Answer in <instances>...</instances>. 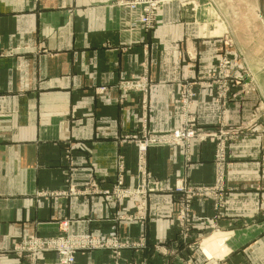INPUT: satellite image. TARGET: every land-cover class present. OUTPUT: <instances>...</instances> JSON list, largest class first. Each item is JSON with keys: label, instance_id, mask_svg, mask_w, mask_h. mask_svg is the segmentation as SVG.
Returning a JSON list of instances; mask_svg holds the SVG:
<instances>
[{"label": "crops", "instance_id": "1", "mask_svg": "<svg viewBox=\"0 0 264 264\" xmlns=\"http://www.w3.org/2000/svg\"><path fill=\"white\" fill-rule=\"evenodd\" d=\"M130 1L0 0V264H26L12 248L29 237H114L122 244L78 248L75 264H211L195 259L201 254L190 247L213 229L242 233L226 240L215 264H264V232L248 230L264 210L259 142L235 147L225 166L229 202L219 214L210 201L194 202L191 232L178 227L173 184L186 178L210 186L209 148L196 146L189 163L178 147L150 148L138 170L143 135L180 127L184 85L197 89L199 126L216 122L214 91L200 81L211 80L208 73L226 54L220 35H202L206 11L225 16L206 2L221 0H163L148 31L126 25ZM140 80L146 92L121 88ZM224 107L238 124L247 106L233 100ZM120 161L125 189L142 186L147 173L160 192L145 205L116 200ZM55 259L40 256L44 263Z\"/></svg>", "mask_w": 264, "mask_h": 264}, {"label": "rangeland", "instance_id": "2", "mask_svg": "<svg viewBox=\"0 0 264 264\" xmlns=\"http://www.w3.org/2000/svg\"><path fill=\"white\" fill-rule=\"evenodd\" d=\"M206 3L211 12L218 13L220 8L225 13V16L210 17L206 11L203 16L205 28L202 35H220L226 42V54L223 52L213 71L208 73L211 80L200 81L204 83L203 86H208L214 91V99L219 104L216 122L212 127H201L195 112L192 111L195 124L188 123L186 129H181L183 122L181 111V125L178 129L182 132L179 142L159 147L160 149L178 147L185 163L193 160L192 151L196 146H206L212 152L215 172L210 186L191 185L186 178L176 180L173 184V202L177 204L178 227L185 233L193 230L191 209L194 202L200 199L210 201L216 214H219L229 202L231 189L226 184L225 166L235 160L237 156L235 147L245 140H254L259 142L261 152L264 153V0H221ZM198 84L199 82H196L197 86ZM186 87L191 88L189 91L192 93L193 110L198 92L197 89H192L191 85ZM233 100L235 104L247 106L243 109L238 124L229 119L232 117L231 112L226 111L224 107ZM175 130L156 133L171 134ZM148 149L150 147L146 152ZM141 161L139 162L138 157V170L139 163H144V159ZM141 185L145 186L144 194L133 193L129 199H140V205H145L148 196L160 192L161 188L147 173L144 174ZM115 199L129 200L117 196ZM260 214V219L257 220L259 222L253 227L244 226L245 232L249 227L251 234L264 232V210ZM230 231H232L230 235L218 233L217 229L207 234L202 233L203 236L197 238L190 247L191 251L196 250L201 254L195 259L200 258L215 264L217 260L224 258L222 256L226 253L224 245L226 240L233 238L234 241L242 234L241 231L235 232L233 229ZM221 237L224 238V243ZM110 240L112 239H106V242L111 244ZM113 241L122 246L118 239L113 237ZM236 244H239V241L235 242ZM183 264H193V261L186 260Z\"/></svg>", "mask_w": 264, "mask_h": 264}, {"label": "built area", "instance_id": "3", "mask_svg": "<svg viewBox=\"0 0 264 264\" xmlns=\"http://www.w3.org/2000/svg\"><path fill=\"white\" fill-rule=\"evenodd\" d=\"M38 1V0H35ZM163 0H132L125 4L129 11V19L126 25L131 29H142L145 31L151 30L155 25V15ZM146 80L139 82L125 81L121 84V88L125 92L142 91L146 92ZM191 88L183 87L180 92L181 111L183 114V122L181 129H186L187 124H195V117L192 110V93L189 91ZM181 129L165 133H146L142 139L137 142V150L139 162L144 158L147 148H159L179 142L181 136ZM140 166V164H139ZM123 163L120 161L117 164V177L116 183L112 188L111 195L116 198L123 199L131 198L133 193L144 194L145 186H137L134 189H125L123 186ZM108 193V192H106ZM118 194V195H117ZM109 244L106 240L93 239L90 237H81L79 239L55 238L44 240L37 237H29L15 242L12 252L17 254L20 259L24 260L26 264H75V252L78 248L90 246L95 249H118V246L113 239ZM52 253L55 255V261L52 263H44L40 261V256L43 254Z\"/></svg>", "mask_w": 264, "mask_h": 264}]
</instances>
